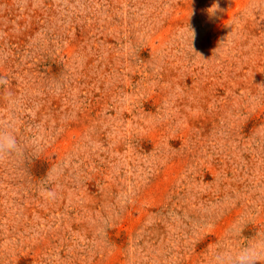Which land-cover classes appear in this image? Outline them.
Returning a JSON list of instances; mask_svg holds the SVG:
<instances>
[{
	"label": "rangeland",
	"instance_id": "obj_1",
	"mask_svg": "<svg viewBox=\"0 0 264 264\" xmlns=\"http://www.w3.org/2000/svg\"><path fill=\"white\" fill-rule=\"evenodd\" d=\"M214 3L0 0V264H209L264 235V11Z\"/></svg>",
	"mask_w": 264,
	"mask_h": 264
},
{
	"label": "clouds",
	"instance_id": "obj_2",
	"mask_svg": "<svg viewBox=\"0 0 264 264\" xmlns=\"http://www.w3.org/2000/svg\"><path fill=\"white\" fill-rule=\"evenodd\" d=\"M249 7L254 12L264 11V0H250ZM213 13L219 8V0L213 4ZM191 40L195 38L194 31H190ZM5 79L0 77V84H4ZM20 152V145L16 136L11 131L0 128V161L6 157ZM54 179V178H53ZM41 195L45 199L54 200L56 193L45 188ZM229 238L245 242L239 248L218 246L211 255L209 264H264V235L259 237H245L244 227L235 226L230 230Z\"/></svg>",
	"mask_w": 264,
	"mask_h": 264
}]
</instances>
